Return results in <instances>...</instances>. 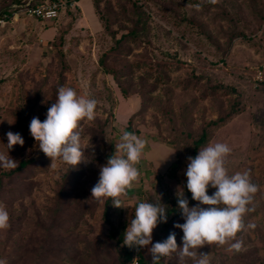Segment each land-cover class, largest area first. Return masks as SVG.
<instances>
[{
	"label": "rangeland",
	"instance_id": "374dc122",
	"mask_svg": "<svg viewBox=\"0 0 264 264\" xmlns=\"http://www.w3.org/2000/svg\"><path fill=\"white\" fill-rule=\"evenodd\" d=\"M78 2L82 11L65 10L51 23L19 17L0 27V153H7L6 134L19 133L24 144L8 155L31 162L10 178L0 167V204L10 217V227L0 230V260L117 264L115 241L136 206L159 198L167 222L153 230L152 241L174 232L181 246L183 233L174 225L185 221L177 196L182 191L190 208L198 206L186 187L189 143L203 126L220 121L208 127V142L199 150L228 144V174L247 171L258 191L237 233L241 250L230 251L231 241L198 252L208 254L209 264H264V73L260 82L256 77L264 64V0ZM10 3L0 0V13ZM133 4L145 14L136 37L117 46L136 22ZM102 56L115 78L100 66ZM61 86L97 101L95 119L81 121V146L91 147L75 168L60 161L50 166L29 132L33 117L46 119ZM124 131L148 143L136 165L139 179L120 197L122 208L109 211L116 233L109 240L105 201L91 198V189ZM214 192L209 187L207 194ZM140 251L152 264L147 248ZM159 264H181L179 250Z\"/></svg>",
	"mask_w": 264,
	"mask_h": 264
},
{
	"label": "clouds",
	"instance_id": "9594fccd",
	"mask_svg": "<svg viewBox=\"0 0 264 264\" xmlns=\"http://www.w3.org/2000/svg\"><path fill=\"white\" fill-rule=\"evenodd\" d=\"M97 101L85 95H78L71 87L61 86L57 99L48 108L46 119L33 117L29 132L39 150L51 160V165L60 161L70 168L85 162V149L81 146V121H93L96 116ZM7 153H0V167L12 170L18 162L8 155L14 145L23 146L19 133L8 132ZM147 140L136 134L124 131L115 144L114 154L107 164L100 168L98 182L91 189V198L97 201L112 200V205L122 208L120 197L139 179V164ZM231 148L226 143L209 144L188 158L185 176L187 190L198 206L189 207L183 193L177 196L178 209L184 218L183 224L174 227L182 231L181 246L177 245L172 232L163 241L153 243V230L158 224L167 222V208L160 203L140 202L126 228L123 243L130 249L147 248L152 264H159L162 258L170 257L179 250L181 264L185 258H192L195 264H209L208 254L198 252L206 245L223 246L230 243V251H240L243 241L237 240V233L245 227L244 215L249 212L248 205L258 191L251 182L247 171L229 175L225 167ZM215 189L209 196L208 188ZM204 205L207 207H200ZM10 217L6 207L0 204V230L10 227ZM198 257V258H197ZM0 264L6 261L0 260Z\"/></svg>",
	"mask_w": 264,
	"mask_h": 264
},
{
	"label": "trees",
	"instance_id": "16d2710c",
	"mask_svg": "<svg viewBox=\"0 0 264 264\" xmlns=\"http://www.w3.org/2000/svg\"><path fill=\"white\" fill-rule=\"evenodd\" d=\"M10 4H9V7L7 8V10H4V11H1V15H5L6 14V17L8 20H10L11 18V15H12V12H13V9L11 8V5H14V4H19L20 1L19 0H10ZM94 2L96 3V5L98 4V0H94ZM133 10H134V13L135 15L137 16L136 17V22H134V26L133 28L127 33V35L121 37L122 39L120 41H115V45H121L122 43V40L123 39H126V37L130 36V37H136V31L138 30V22L141 21V17L145 14L144 11H143V8L137 4H133ZM63 41H62V38L59 39V45L62 44ZM114 50V49H113ZM128 51V49H127ZM60 58L63 60V55L61 54L60 55ZM106 60V56H102V58L100 59L99 61V64L100 66H102L105 70V72L107 74H110L112 75L114 78L116 77L115 73L113 70H110L108 67H107V64L105 62ZM128 70V69H127ZM121 92L123 93L124 95V90L121 88ZM221 124L220 121H212V122H209L208 124H206L205 126H203L199 132L197 133V136L196 138H194L193 140L190 141L189 143V146H190V150H191V153H192V157L194 158L196 153L198 152V150L205 146L208 142V127L210 125L212 126H217ZM111 151V150H110ZM111 157V153H109V155L107 156L106 155V159L108 160L109 158ZM31 164V162H29L27 159H22L19 161L18 163V167L15 168V169H12V170H9L8 172H5V176L7 178H10V177H13L19 173H22L26 167H28L29 165ZM3 186V181L2 179H0V188ZM208 192V191H207ZM112 208V200L111 199H108V200H105V203H104V210H103V213H102V219L105 223H107L109 226H110V232L108 234V239H113L114 236L116 235L115 233V230L113 228V224L111 223V221L109 220V211L111 210ZM124 229H122V232L121 234L118 236L117 240L115 241V245L118 249V262L117 264H130L131 262V259L133 258L134 254L137 253V256L140 260V264H146V258L144 257V254L141 253L140 249H135V248H132L130 249L129 247L125 246L124 243H123V240H124V237H123V234H124Z\"/></svg>",
	"mask_w": 264,
	"mask_h": 264
},
{
	"label": "built area",
	"instance_id": "2783aa9c",
	"mask_svg": "<svg viewBox=\"0 0 264 264\" xmlns=\"http://www.w3.org/2000/svg\"><path fill=\"white\" fill-rule=\"evenodd\" d=\"M13 9L10 20H17L19 17L32 18L40 21H56L60 14L65 11H77L79 5L77 0H21L19 4L11 6ZM10 20L6 14H0V27L4 26ZM264 73V64L258 69L256 77L258 82L262 80ZM130 264H140L137 253L134 254Z\"/></svg>",
	"mask_w": 264,
	"mask_h": 264
},
{
	"label": "crops",
	"instance_id": "0c3cea01",
	"mask_svg": "<svg viewBox=\"0 0 264 264\" xmlns=\"http://www.w3.org/2000/svg\"><path fill=\"white\" fill-rule=\"evenodd\" d=\"M77 3H78V5H79V7H80V4H79V2H78V0H77ZM93 4V3H92ZM94 7V6H93ZM79 10L80 11H82L81 10V7L79 8ZM82 14H84L83 12H82ZM84 16H85V14H84ZM86 17V16H85ZM87 18V17H86ZM88 19V18H87ZM88 21L90 22V24L92 25V23H91V21L88 19ZM51 23V22H50ZM95 28V27H94ZM52 29V28H51ZM95 29H97V28H95Z\"/></svg>",
	"mask_w": 264,
	"mask_h": 264
}]
</instances>
